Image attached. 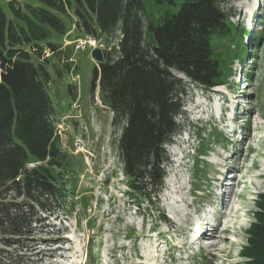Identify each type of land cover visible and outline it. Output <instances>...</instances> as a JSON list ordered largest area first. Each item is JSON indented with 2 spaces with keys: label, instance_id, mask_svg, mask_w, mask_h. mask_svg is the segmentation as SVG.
Segmentation results:
<instances>
[{
  "label": "rangeland",
  "instance_id": "rangeland-1",
  "mask_svg": "<svg viewBox=\"0 0 264 264\" xmlns=\"http://www.w3.org/2000/svg\"><path fill=\"white\" fill-rule=\"evenodd\" d=\"M8 1L0 0V6L10 16ZM181 1L141 0L144 25L158 23L165 12L175 13ZM255 1L221 2L230 20L243 36H248V44L245 40L242 45L235 40H221L218 44L226 89L197 86L173 71L186 83L182 113L177 117L181 131L165 146L163 184L151 196L133 192L127 184L117 149L124 122H112L113 113L102 102L98 87L91 92L96 66L91 50H76L70 42L64 43V39L72 40L76 34L85 36L73 29L75 35L59 37L61 52L55 54L45 47L40 61L49 57L48 92L60 146L70 162L64 178L67 193L62 207L54 208L49 215L41 213L48 215L44 220L48 230L35 235L37 255H29L30 260L23 255L12 264H243V256L234 259L225 249L239 250L247 245L248 228L256 210L254 201L264 193V0H258L257 12H251ZM15 3L24 11L27 4H39L36 0ZM69 13L64 16L68 26L75 20ZM101 37L105 47L118 49L119 30ZM243 48L245 54L241 57L238 50ZM71 58L77 65L74 71L72 62L68 64ZM239 73L243 82L234 86ZM74 82L78 92L74 85L69 92L68 85ZM220 90L229 94L235 91L236 96H241L235 100V115L237 111L240 117L234 122H230V110L227 112L229 96L223 97ZM220 109L226 111L221 112V122L217 121ZM227 125L231 135L237 128L238 133L242 132L233 138L235 145L228 143ZM240 135L242 143L238 141ZM230 156L233 157L226 158ZM225 163L235 168L232 182L236 186L225 201L221 200V207L217 192L224 186L219 189L217 172ZM156 198L158 202L154 204ZM207 212L217 222L221 219L222 227L206 240H199L202 246L197 251L192 248L197 245L190 240L201 221L198 219ZM231 237L237 243H231Z\"/></svg>",
  "mask_w": 264,
  "mask_h": 264
},
{
  "label": "trees",
  "instance_id": "trees-1",
  "mask_svg": "<svg viewBox=\"0 0 264 264\" xmlns=\"http://www.w3.org/2000/svg\"><path fill=\"white\" fill-rule=\"evenodd\" d=\"M36 1L24 11L9 0L10 16L0 6V264L37 255L35 235L67 193L70 162L55 128L49 57L40 61L45 47L56 54L73 29L101 40L119 30L118 49L103 50L90 89L98 87L114 124L124 122L117 149L129 188L151 196L163 184L165 146L181 131L186 83L173 71L203 88L223 84L218 44L244 40L222 0H182L146 25L141 0ZM254 202L243 264H264V193Z\"/></svg>",
  "mask_w": 264,
  "mask_h": 264
},
{
  "label": "bare ground",
  "instance_id": "bare-ground-1",
  "mask_svg": "<svg viewBox=\"0 0 264 264\" xmlns=\"http://www.w3.org/2000/svg\"><path fill=\"white\" fill-rule=\"evenodd\" d=\"M259 1L257 0V3H256V1H255V3H256V5L254 4V7L251 9V12H253V11H255V12H257L258 11V9L260 8L259 6H260V4L258 3ZM255 16V15H254ZM249 29H250V26H247ZM236 94V93H235ZM234 94V96H232V97H237L236 95ZM227 99V98H226ZM235 109H237V105L235 106V108H234V112L233 113H231V115H230V118H231V120H230V122H234V121H236L235 119H239V115L240 114H238L237 113V111H236V115H235ZM226 110H227V108H226ZM221 112L222 113H226V111H225V109H224V112H223V109H221ZM221 117V116H220ZM237 130H238V128L235 130V132H234V134H232V136H233V138L235 137V135H237V134H240V132L238 133L237 132ZM227 131H231V127L229 126V125H227L226 126V132ZM228 133V132H227ZM247 135H248V130H247V133H246ZM228 135V134H227ZM241 135H240V137H239V142L241 141ZM233 140V139H232ZM233 142H234V145L237 143L236 142V139L235 140H233ZM234 148V147H233ZM227 159H229V158H231V156L230 157H226ZM226 165H228V163L226 164ZM230 167H233V165H231L230 164V166H229V168ZM226 182H225V179H224V181H223V184H222V186H224V190L222 191V192H220V201L224 198V201H225V197L229 194V192H227V188H226ZM222 202V201H221ZM199 222H201V224H202V222L203 221H199ZM204 224V223H203ZM241 224V223H240ZM238 228V227H237ZM203 230L204 231H206V227L205 226H203ZM214 234V233H213ZM209 236L208 237H210V235H211V233L210 234H208ZM208 237H205V238H202L203 240H206V238H208ZM194 238V237H193ZM192 238V239H193ZM195 241V238L193 239V240H190V242H194ZM219 246V245H218ZM217 246V247H218ZM217 249H220V248H217Z\"/></svg>",
  "mask_w": 264,
  "mask_h": 264
},
{
  "label": "built area",
  "instance_id": "built-area-1",
  "mask_svg": "<svg viewBox=\"0 0 264 264\" xmlns=\"http://www.w3.org/2000/svg\"><path fill=\"white\" fill-rule=\"evenodd\" d=\"M76 49H85L86 46H102L99 39L88 37L85 40L79 39V41H73Z\"/></svg>",
  "mask_w": 264,
  "mask_h": 264
},
{
  "label": "water",
  "instance_id": "water-1",
  "mask_svg": "<svg viewBox=\"0 0 264 264\" xmlns=\"http://www.w3.org/2000/svg\"><path fill=\"white\" fill-rule=\"evenodd\" d=\"M91 57L96 61V65L104 61V53L101 47H93L90 51Z\"/></svg>",
  "mask_w": 264,
  "mask_h": 264
},
{
  "label": "crops",
  "instance_id": "crops-1",
  "mask_svg": "<svg viewBox=\"0 0 264 264\" xmlns=\"http://www.w3.org/2000/svg\"><path fill=\"white\" fill-rule=\"evenodd\" d=\"M73 33H74V31L72 30V32H71L69 35H72ZM77 33H80V32H77ZM73 35H75V34H73ZM75 36H76L77 38H78V37H81L79 34H76ZM76 37H75V38H76ZM73 39H74V38H73Z\"/></svg>",
  "mask_w": 264,
  "mask_h": 264
},
{
  "label": "clouds",
  "instance_id": "clouds-1",
  "mask_svg": "<svg viewBox=\"0 0 264 264\" xmlns=\"http://www.w3.org/2000/svg\"><path fill=\"white\" fill-rule=\"evenodd\" d=\"M251 224V223H250ZM250 226V225H249Z\"/></svg>",
  "mask_w": 264,
  "mask_h": 264
}]
</instances>
